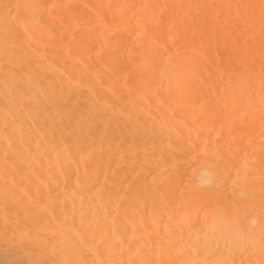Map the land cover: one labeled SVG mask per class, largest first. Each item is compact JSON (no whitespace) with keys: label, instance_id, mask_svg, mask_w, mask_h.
Returning a JSON list of instances; mask_svg holds the SVG:
<instances>
[{"label":"bare ground","instance_id":"bare-ground-1","mask_svg":"<svg viewBox=\"0 0 264 264\" xmlns=\"http://www.w3.org/2000/svg\"><path fill=\"white\" fill-rule=\"evenodd\" d=\"M0 264H264V0H0Z\"/></svg>","mask_w":264,"mask_h":264}]
</instances>
